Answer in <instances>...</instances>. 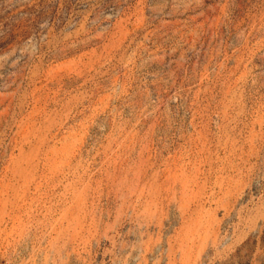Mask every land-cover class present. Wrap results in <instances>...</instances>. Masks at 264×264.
I'll list each match as a JSON object with an SVG mask.
<instances>
[{
    "label": "rangeland",
    "instance_id": "374dc122",
    "mask_svg": "<svg viewBox=\"0 0 264 264\" xmlns=\"http://www.w3.org/2000/svg\"><path fill=\"white\" fill-rule=\"evenodd\" d=\"M0 264H264V0H0Z\"/></svg>",
    "mask_w": 264,
    "mask_h": 264
}]
</instances>
